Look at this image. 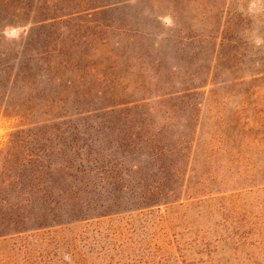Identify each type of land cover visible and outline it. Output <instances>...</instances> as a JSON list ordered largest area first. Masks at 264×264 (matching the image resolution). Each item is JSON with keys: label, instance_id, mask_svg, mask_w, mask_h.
I'll use <instances>...</instances> for the list:
<instances>
[{"label": "rangeland", "instance_id": "1", "mask_svg": "<svg viewBox=\"0 0 264 264\" xmlns=\"http://www.w3.org/2000/svg\"><path fill=\"white\" fill-rule=\"evenodd\" d=\"M0 264H264V0H0Z\"/></svg>", "mask_w": 264, "mask_h": 264}]
</instances>
